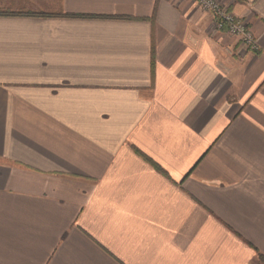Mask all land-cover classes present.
Segmentation results:
<instances>
[{
  "label": "crops",
  "instance_id": "1",
  "mask_svg": "<svg viewBox=\"0 0 264 264\" xmlns=\"http://www.w3.org/2000/svg\"><path fill=\"white\" fill-rule=\"evenodd\" d=\"M0 0V264H264V0Z\"/></svg>",
  "mask_w": 264,
  "mask_h": 264
},
{
  "label": "built area",
  "instance_id": "2",
  "mask_svg": "<svg viewBox=\"0 0 264 264\" xmlns=\"http://www.w3.org/2000/svg\"><path fill=\"white\" fill-rule=\"evenodd\" d=\"M202 12L208 13L213 19V25L216 31H225L228 35L236 38L243 49L250 51L258 50L257 40L253 38L252 33L247 29L246 23L235 18L226 6L216 0H190Z\"/></svg>",
  "mask_w": 264,
  "mask_h": 264
},
{
  "label": "trees",
  "instance_id": "3",
  "mask_svg": "<svg viewBox=\"0 0 264 264\" xmlns=\"http://www.w3.org/2000/svg\"><path fill=\"white\" fill-rule=\"evenodd\" d=\"M0 15L4 16H26V17H39V18H47V17H52L51 15L48 14H41V13H2L0 12Z\"/></svg>",
  "mask_w": 264,
  "mask_h": 264
}]
</instances>
